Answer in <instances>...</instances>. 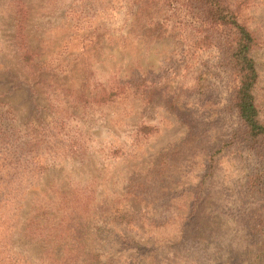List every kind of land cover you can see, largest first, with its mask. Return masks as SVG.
I'll return each mask as SVG.
<instances>
[{
  "label": "rangeland",
  "instance_id": "374dc122",
  "mask_svg": "<svg viewBox=\"0 0 264 264\" xmlns=\"http://www.w3.org/2000/svg\"><path fill=\"white\" fill-rule=\"evenodd\" d=\"M145 1L0 0V178H40L9 249L37 256L18 234L39 201L62 190L91 193L95 206L135 213L144 226L107 228L102 246L88 237L103 262L116 250L119 264L137 258L139 243L140 264H264L260 151L237 150L240 124L217 54L185 48L194 22L184 12ZM242 2L258 44L264 123V0ZM202 64L210 89L200 96ZM26 144L43 156L37 167L15 159ZM222 144L230 147L213 167Z\"/></svg>",
  "mask_w": 264,
  "mask_h": 264
},
{
  "label": "trees",
  "instance_id": "16d2710c",
  "mask_svg": "<svg viewBox=\"0 0 264 264\" xmlns=\"http://www.w3.org/2000/svg\"><path fill=\"white\" fill-rule=\"evenodd\" d=\"M131 1L133 4L142 3V0ZM151 1L145 2L148 4ZM180 1L183 2L166 0L168 3L166 6L184 12V15L194 22L188 26L194 38L187 40L185 48L193 53L209 45L215 50L217 54L215 68L230 84L228 104L234 110L240 124L238 132L241 135L237 150L260 151L259 164L264 173V123L260 121L255 102L258 72L252 56L258 44L253 34L241 22L238 10L243 0ZM157 6L154 8L159 11L163 7ZM208 70L202 64V70L195 79L200 96L210 89L206 84L207 77L210 76ZM229 147L230 144H222L210 154L213 167L216 158ZM29 148L30 145L26 149L20 148L22 153L15 159H20L23 167L29 161H32L29 164L31 168L37 167L41 164L43 156L40 153H34L33 156ZM48 157L57 160L58 154L55 151L50 152ZM16 168L19 169L20 166L17 165ZM209 168L207 167L206 172ZM260 174L259 172L257 176ZM39 181L40 178H0V264H119L122 260L120 250L112 252L109 260L103 262L102 254H99L102 247L95 248V245L90 243L92 247L88 251L89 244H86V239L90 237L89 239L92 238L94 242L97 240L102 246V232H107V228L111 230L115 225H122L126 230H137L141 233L145 230L144 226L139 224L140 220L135 213L122 212L114 207L103 210L98 205L95 206L91 193L70 194L62 190L51 191L48 192V197L45 196V202L39 201V205L25 219V225L18 234L29 246L33 245L39 249L37 256L32 258V254L25 251L22 254L11 252L9 240L12 238L11 235L16 236L18 224L16 219H19L18 212L22 209L25 193ZM263 185L264 182L261 181L259 186ZM251 186L254 187V184ZM6 209L11 212L9 217L3 214ZM133 247L136 248L135 254L138 257H128L126 263L140 264L141 245L134 243Z\"/></svg>",
  "mask_w": 264,
  "mask_h": 264
}]
</instances>
